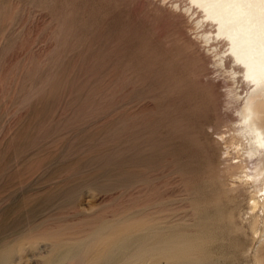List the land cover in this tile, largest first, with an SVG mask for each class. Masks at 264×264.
Listing matches in <instances>:
<instances>
[{"label": "rangeland", "instance_id": "1", "mask_svg": "<svg viewBox=\"0 0 264 264\" xmlns=\"http://www.w3.org/2000/svg\"><path fill=\"white\" fill-rule=\"evenodd\" d=\"M192 6L0 0V264L264 261L245 173L263 153L226 158L218 137L238 133L250 89ZM154 13L176 25L170 40L146 31ZM200 71L230 102L223 116Z\"/></svg>", "mask_w": 264, "mask_h": 264}, {"label": "bare ground", "instance_id": "2", "mask_svg": "<svg viewBox=\"0 0 264 264\" xmlns=\"http://www.w3.org/2000/svg\"><path fill=\"white\" fill-rule=\"evenodd\" d=\"M189 2L190 5L196 7L195 9L201 10L207 20L215 24V34L222 37V39L224 38L223 40L227 42L230 59L235 62L236 67L240 68L238 71H241H237V74L241 73L242 80L249 86L250 91H248L249 93L247 92L248 95L241 101L242 106L239 107L238 105V109H240L237 115L240 117L238 116L239 118L235 121L238 124V133L236 130L233 133L232 129L228 128L227 130L224 128L220 133H217H219L218 137L221 140L223 139V142L226 144L227 150L224 153L225 156H228L226 158L232 155V148L233 150L235 149L234 152L236 150H243V148H249L250 151L246 153L250 156L257 155L258 152L260 155L263 153V157L247 166L248 171L245 173L246 184H251L253 188V199L251 197L252 207L258 206L259 200H257V197L261 194L263 201L261 207L264 212V2H261V0H189ZM186 10H189V8ZM143 18H146V16ZM142 20L145 22V19ZM146 22L148 23L146 31L156 33L160 39V43L170 40L176 34V25L160 15H156L155 13L154 15H147ZM201 36L203 40L205 39L206 43L211 39V36L208 37L206 32H203ZM218 57L220 56L218 55ZM220 60L222 62L223 59ZM219 65L221 66L222 64L219 63ZM234 71L235 69L233 71L230 70V74ZM208 74L200 71L196 75L195 80L201 87L207 110L213 112L215 116L220 117L222 115L221 112L224 111V106L230 104V102L227 103L225 99L224 102L226 104L224 102L223 104L218 103L217 97L220 96V92L217 90V84L219 83L208 82V79L209 81L211 79ZM207 77L209 78L207 79ZM203 78L209 84H204ZM204 126L212 127L211 118L205 121ZM244 143L249 147L245 148ZM239 146H243V148L240 150L236 149L237 147L240 148ZM239 162L240 159L238 164ZM243 183L245 184V182ZM255 260L259 264H264V261H261L260 258L257 260L255 257Z\"/></svg>", "mask_w": 264, "mask_h": 264}, {"label": "snow or ice", "instance_id": "3", "mask_svg": "<svg viewBox=\"0 0 264 264\" xmlns=\"http://www.w3.org/2000/svg\"><path fill=\"white\" fill-rule=\"evenodd\" d=\"M261 2H264V0H261Z\"/></svg>", "mask_w": 264, "mask_h": 264}]
</instances>
